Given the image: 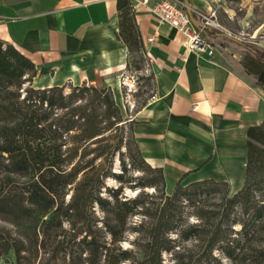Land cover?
<instances>
[{"label": "trees", "instance_id": "obj_1", "mask_svg": "<svg viewBox=\"0 0 264 264\" xmlns=\"http://www.w3.org/2000/svg\"><path fill=\"white\" fill-rule=\"evenodd\" d=\"M130 5L118 0L119 37L128 48L123 25ZM203 35L230 67L264 90V49L247 47L259 64L253 69L232 56L230 45L244 44L220 27L208 26ZM37 74L27 56L0 39V259L13 252L16 264H168L170 254L171 264H264V121L248 131L246 183L232 197L226 182L212 179L178 183L168 194L163 170L143 157L110 87L40 88L33 84ZM125 127L131 129L126 136ZM132 143L157 174L134 187L153 193L124 196L123 173L97 164L117 152L121 157L123 144L131 154ZM108 177L120 185L110 188ZM221 186L227 189L219 209L207 210L197 197ZM129 234L136 235L132 247L124 246Z\"/></svg>", "mask_w": 264, "mask_h": 264}, {"label": "crops", "instance_id": "obj_2", "mask_svg": "<svg viewBox=\"0 0 264 264\" xmlns=\"http://www.w3.org/2000/svg\"><path fill=\"white\" fill-rule=\"evenodd\" d=\"M131 1L155 84V99L130 116L143 157L163 170L168 194L178 183L209 179L237 192L247 178L248 131L264 121L263 88L218 49L214 57L189 49L153 12L158 0ZM189 1L193 10L220 6ZM119 33L118 0H0V39L36 65V87L87 82L116 93L128 54Z\"/></svg>", "mask_w": 264, "mask_h": 264}, {"label": "rangeland", "instance_id": "obj_3", "mask_svg": "<svg viewBox=\"0 0 264 264\" xmlns=\"http://www.w3.org/2000/svg\"><path fill=\"white\" fill-rule=\"evenodd\" d=\"M130 2L129 14L124 17L125 22L123 25V37L128 39L130 44L127 54V67L114 81L117 85L116 93L115 90L110 87L124 118L128 120L131 119L130 116L134 112L155 99L154 74L148 64L145 52L143 49L139 48V44H136V41H140V39L138 38V29L134 18L133 2L131 0ZM219 5L218 21L221 25L220 28L227 35L244 44L243 46L230 45V53L236 60L243 61L253 69H257L259 64L247 47L254 46L264 49V0H219ZM130 131L131 129L129 127H125L122 133L126 136L128 133L130 134ZM115 132L116 131H113V133ZM113 142H115L114 138L111 139V143ZM131 147L132 156L129 154V149H125V144H123L122 150L124 153L121 157H119L117 152L113 157L110 156L107 161L100 162V160H98L97 164L104 163L105 169L111 166L113 172L123 173L122 180L125 182L123 190L124 196L135 197L137 194L141 193L142 190L146 193H153L154 189L150 187H134L135 183H141L147 179L156 178L157 174L148 169L142 163L140 156L135 154L134 143H132ZM92 156L93 154H88L86 159ZM124 165H126L127 171L123 170ZM106 185L110 188H116L120 185V182L114 177H108L106 178ZM225 189L227 188L221 186L219 192L207 195L201 194L197 199L201 198L203 200L202 203L206 205L207 210L219 209ZM165 191L167 192L166 187ZM235 193L232 194L231 189H229L226 195L232 197ZM103 194L108 195L105 189H103ZM190 209V207H187L185 211H190ZM239 211L240 209L237 207L234 210V214L239 213ZM187 219L190 222L197 221L196 217L191 215H187ZM236 228L239 229L240 225H236ZM135 238V234H129V240L124 242V246L132 247V241ZM194 244V241L185 243V245L190 248H193ZM164 258L165 262L168 264L173 262V258L170 254H165ZM0 264H16L13 252L6 258L0 259Z\"/></svg>", "mask_w": 264, "mask_h": 264}, {"label": "built area", "instance_id": "obj_4", "mask_svg": "<svg viewBox=\"0 0 264 264\" xmlns=\"http://www.w3.org/2000/svg\"><path fill=\"white\" fill-rule=\"evenodd\" d=\"M148 2L149 0L143 1L144 4ZM152 10L161 20L170 23L186 37V45L189 49L205 53L210 57L215 56L216 48L203 33L208 26L221 27L218 21V7H213L209 12L196 9L191 15L182 0H158ZM193 12L199 17L198 26L192 20ZM152 40L153 37L148 38V41ZM145 55L150 64L149 56L147 53Z\"/></svg>", "mask_w": 264, "mask_h": 264}, {"label": "water", "instance_id": "obj_5", "mask_svg": "<svg viewBox=\"0 0 264 264\" xmlns=\"http://www.w3.org/2000/svg\"><path fill=\"white\" fill-rule=\"evenodd\" d=\"M183 2H184V4H185V6H186V8H187V10H188V12L192 15V11H193V9H192V7H191V3H190V1L189 0H182ZM192 20H193V22L195 23V25H199V23L194 19V17L192 16Z\"/></svg>", "mask_w": 264, "mask_h": 264}]
</instances>
